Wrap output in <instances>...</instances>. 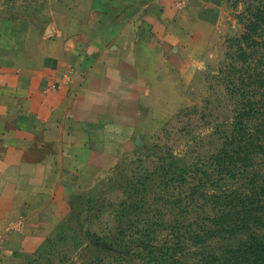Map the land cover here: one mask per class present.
Returning <instances> with one entry per match:
<instances>
[{"label": "rangeland", "instance_id": "374dc122", "mask_svg": "<svg viewBox=\"0 0 264 264\" xmlns=\"http://www.w3.org/2000/svg\"><path fill=\"white\" fill-rule=\"evenodd\" d=\"M132 1L141 7L134 9ZM158 1L0 0V24L5 39L19 42L65 24L87 30L120 12L140 21L148 12L156 15ZM174 3V16L184 11L189 26L185 23L184 37L174 43L153 32L140 42L143 79L136 87L128 82L112 100V119L103 120L110 131L97 134L94 184L37 249L1 258L0 264H166L164 259L217 264L203 255L219 251L220 240L212 233L217 229L206 227L218 213L216 201L225 205L219 195L242 190L243 183L248 192L249 174L264 171L261 156L247 170L229 173L218 172L213 159L233 126L238 101L254 94L251 88L237 91L232 83L241 73L235 55L246 47L243 34L258 42L256 55L264 58V0ZM146 25L142 18L140 26ZM125 203L136 204V215L129 216L130 223H118L111 208ZM99 208L105 210L101 217L93 216ZM93 230L114 234L128 246L94 241L87 235Z\"/></svg>", "mask_w": 264, "mask_h": 264}, {"label": "crops", "instance_id": "0c3cea01", "mask_svg": "<svg viewBox=\"0 0 264 264\" xmlns=\"http://www.w3.org/2000/svg\"><path fill=\"white\" fill-rule=\"evenodd\" d=\"M175 8L159 0L156 15L140 21L120 12L87 30L65 24L19 42L0 24V259L37 249L94 184L112 100L143 79L140 42L152 32L172 43L184 37L189 18Z\"/></svg>", "mask_w": 264, "mask_h": 264}, {"label": "trees", "instance_id": "16d2710c", "mask_svg": "<svg viewBox=\"0 0 264 264\" xmlns=\"http://www.w3.org/2000/svg\"><path fill=\"white\" fill-rule=\"evenodd\" d=\"M243 40L246 47L240 46L239 53L235 55L241 73L232 84L234 88L237 87V91L251 88L254 94L252 98L243 95L238 101L233 126L223 146L213 156L217 170L221 173L245 171L255 165L259 156L264 157V58L256 55L254 48L258 42H251L245 34L242 35ZM247 178L248 192L243 188L246 183H243L242 190L222 191L219 200L225 205L216 201L218 213L213 216L211 224L206 225L210 230L214 227L217 229L212 233L218 236L220 243L216 248L219 249L217 253L208 250L203 257H213L211 261L217 264H264V171L251 172ZM136 209V204H118L111 208L110 213L117 218L118 223H130L129 216L136 215ZM104 211L99 208L92 215L101 217ZM81 213L82 210H79L78 217ZM134 224L131 223V226ZM192 229L188 228L196 234L203 231ZM61 234L58 232V235ZM87 235L93 237L94 241L109 243L113 248L128 246L123 239H117L111 233L102 235L93 230L88 231ZM164 261L166 264L169 262ZM172 261L169 264H180L176 259Z\"/></svg>", "mask_w": 264, "mask_h": 264}]
</instances>
